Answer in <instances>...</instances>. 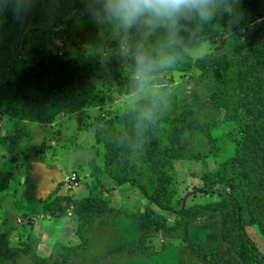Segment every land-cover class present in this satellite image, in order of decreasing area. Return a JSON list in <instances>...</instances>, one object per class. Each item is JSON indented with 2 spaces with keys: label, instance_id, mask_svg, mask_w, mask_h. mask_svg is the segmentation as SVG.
<instances>
[{
  "label": "rangeland",
  "instance_id": "rangeland-1",
  "mask_svg": "<svg viewBox=\"0 0 264 264\" xmlns=\"http://www.w3.org/2000/svg\"><path fill=\"white\" fill-rule=\"evenodd\" d=\"M56 2L54 24L65 21V29L30 30L11 62L21 25L40 16L43 3L36 0L21 25L0 35V45L11 50L3 52L9 80L15 84L43 70L25 83L33 93H51L39 105L28 102L31 115H42L43 121L11 117L4 109L8 101L18 108L16 92L6 87L0 95V145H5L0 148V219L6 220L0 228V264H264V188L228 163L241 139L239 120L221 117L218 126L210 124L217 113L215 82L195 67L205 53L241 56L256 40L243 30L227 33V16L220 20L222 30L203 29L191 37L190 54L163 77L172 102L163 126L150 129L141 147L133 149L121 141L132 125L124 109L126 93L115 91L113 71L126 73L116 57L99 62L101 46L110 49L111 42L99 33L83 0ZM49 55L85 71L87 94L98 89L102 99L72 110L82 93L59 89V70L41 63ZM235 105L237 117L248 122L245 104L240 99ZM35 158L44 159L47 168ZM34 166L41 168L34 173L38 185ZM37 187L45 190L40 202L51 216L29 215L20 231H10L17 229L15 214L29 207L24 193ZM83 211L87 214L81 216ZM37 220L52 223V229L67 225L68 238L50 245L42 232L35 240L28 230L33 221L37 228ZM23 232L28 233L24 241Z\"/></svg>",
  "mask_w": 264,
  "mask_h": 264
},
{
  "label": "clouds",
  "instance_id": "clouds-1",
  "mask_svg": "<svg viewBox=\"0 0 264 264\" xmlns=\"http://www.w3.org/2000/svg\"><path fill=\"white\" fill-rule=\"evenodd\" d=\"M36 0H0V16L11 14L18 21L27 17ZM86 11L112 46L103 49L100 63L119 59L128 77L124 109L131 118L125 133L133 149L171 109V93L164 74L183 63L190 54L191 37L201 30L220 31V20L242 19L237 0H83ZM95 43V42H94ZM89 43V44H94Z\"/></svg>",
  "mask_w": 264,
  "mask_h": 264
},
{
  "label": "trees",
  "instance_id": "trees-1",
  "mask_svg": "<svg viewBox=\"0 0 264 264\" xmlns=\"http://www.w3.org/2000/svg\"><path fill=\"white\" fill-rule=\"evenodd\" d=\"M44 5V11L28 23L21 25L11 14L0 16V35L11 28L21 25L20 33L16 41L15 49L5 50L0 45V95L5 92V88H12L16 92V102L18 108H15L11 101L7 102L4 109L5 113L15 119H33L43 121L42 115L34 117L31 115L32 103L39 105L51 98L50 90L39 95V92L33 93L31 84L25 83L27 79L38 76L43 70H38L32 75H25L15 84L7 76V67L3 52L10 53V62L15 60L21 53L25 43L27 32L33 29H43L50 32H58L65 29L67 22L59 21L57 25L54 20L58 19V3L56 0H40ZM237 8L242 13V19L239 22L229 23V18L223 21L224 30L227 33L240 35L241 30L256 40V45L241 56H227L226 54L205 53L195 61V67L200 71V75L209 77L215 82L212 93V100L215 106L216 114L211 119L212 126H218L221 117L224 120L232 119L236 116L239 120V129L241 130V139L236 141L235 154L228 159V163L237 168L241 175L247 179L250 184L255 186L259 183L264 188V0H241L237 3ZM39 15V14H38ZM56 70H59L60 84L59 89L79 90L81 99L73 106L72 110H80L96 104L102 96L96 89L87 94L88 83L85 77V71L73 66L71 61H61L57 56L49 55L47 59H41ZM112 66V63H111ZM116 76L117 93H127L128 77L120 71H113ZM86 88L85 93L82 87ZM244 91L241 97L238 91ZM33 93V95L31 94ZM42 96V97H41ZM241 101L245 104L247 115H250L249 121L242 123L240 117H237L236 102ZM29 100L32 103H28ZM182 119L181 115L176 117ZM182 129H180V132ZM2 140V138H1ZM10 141L9 139L6 140ZM3 142V141H1ZM5 147V145L0 148ZM45 211L53 212L48 205H42ZM79 209V208H77ZM79 214L81 211H77ZM239 213V212H238ZM85 211L81 216H84ZM240 217L237 220L240 221ZM240 229L243 231L241 223ZM260 252H257L259 255ZM42 262V261H41ZM43 263V262H42Z\"/></svg>",
  "mask_w": 264,
  "mask_h": 264
},
{
  "label": "crops",
  "instance_id": "crops-1",
  "mask_svg": "<svg viewBox=\"0 0 264 264\" xmlns=\"http://www.w3.org/2000/svg\"><path fill=\"white\" fill-rule=\"evenodd\" d=\"M37 158L33 159V160H35L33 162L38 161L39 162L38 164L40 165L39 167H41V165H43V168L46 169L47 168L46 165H45L46 164L45 163L46 161L44 159H42V158L41 159H37ZM31 160H32V158H31ZM55 163H57L56 165L58 167L61 166L58 162H55ZM40 169L39 170H35V166H34L31 169V171H32L31 173L33 174V176H34V173L36 171H41ZM54 174H57V173L54 172ZM34 178H35L34 180H35L36 184L38 185L37 178L35 176H34ZM50 183H52V182H50ZM43 191H45V190H41L39 187H37V188L34 189V191H29V192L26 191L27 193H24V196H25L26 200H28V202H29V207L25 209V213H22L21 214V213H18L17 212V214H15V216H16L15 218H16L17 222L19 221V223H16V220H15V226L17 227V229H14L15 231H13V230L10 229V231H12V232H18V231H20L19 228H20L21 222H26L25 219H27V217L29 215L36 214V216H38V215L42 214L44 216L45 215L46 216H51V213L49 211H45L44 208H43V206H42L43 203L40 202V198L41 199H45L46 198V196L42 195L44 193ZM39 192H41V193H39ZM40 196H42V197H40ZM31 200L36 201V203L35 202H32ZM0 201H1V197H0ZM4 201H6V200L4 199ZM6 202H8V201H6ZM32 203H34V204H32ZM0 205H1V203H0ZM3 220H4V218L2 217L0 219V225H1L0 228H2L4 226V224L6 223V220H4V221ZM39 220H37L39 223H37V228L35 227L36 229L35 228L34 229L32 228L33 225L35 224L34 223L36 221L35 220L30 225V229L28 230V232H31V237L35 236L34 237L35 240H38L39 239V235L42 234V232H44V235H45L44 236L45 242L47 241L48 244H50V245L52 244V241H54L56 239L65 241L68 238V235H69V227L67 225L60 224L59 223L58 226H56V227H54V229H52V227H51V224L52 223H50L49 225H47V224L45 225V223H43V220H41V222ZM55 225H56V223H55ZM70 229H73V228L71 227ZM37 230H38V232H37ZM27 235H28V233L25 234V232H23V235H22V237L20 239L24 241V238H26ZM31 242L33 244V241H31ZM48 244L47 245L45 244V247L48 246Z\"/></svg>",
  "mask_w": 264,
  "mask_h": 264
},
{
  "label": "built area",
  "instance_id": "built-area-1",
  "mask_svg": "<svg viewBox=\"0 0 264 264\" xmlns=\"http://www.w3.org/2000/svg\"><path fill=\"white\" fill-rule=\"evenodd\" d=\"M73 186L76 187L77 183L75 182ZM72 208H73V206L70 205L68 215H72Z\"/></svg>",
  "mask_w": 264,
  "mask_h": 264
}]
</instances>
